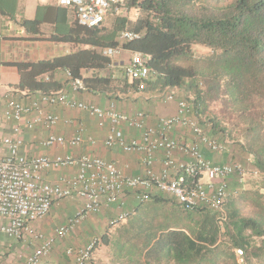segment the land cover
Here are the masks:
<instances>
[{"label":"trees","instance_id":"trees-1","mask_svg":"<svg viewBox=\"0 0 264 264\" xmlns=\"http://www.w3.org/2000/svg\"><path fill=\"white\" fill-rule=\"evenodd\" d=\"M16 3L0 0V14L14 19ZM57 6L64 12L53 19L38 6L33 19L17 23L28 40L74 48L51 59L9 63L19 74L16 91L31 95L66 90L69 72L83 81L85 91L110 99L135 94L136 84L125 76L99 71L112 63L104 49L140 52L149 56L153 75L141 93L187 101L203 132L224 144L231 162L245 170L242 183L233 178L234 189L223 203L222 229L214 209L205 205L187 211L169 196L175 221L161 230L151 219L145 221L144 238L138 233L119 238L110 264H264V0H129L131 26L126 18L109 16L95 28L79 25L71 10ZM43 24L52 29L44 32ZM126 28L137 37L120 43L118 35ZM193 46L210 52L195 58ZM83 70L93 73L84 77ZM162 195L150 193L149 201L160 208L166 201ZM99 239L110 244L108 235ZM236 250L242 252L240 261ZM38 264L75 262L65 250H53ZM91 264H97L94 256Z\"/></svg>","mask_w":264,"mask_h":264},{"label":"built area","instance_id":"built-area-1","mask_svg":"<svg viewBox=\"0 0 264 264\" xmlns=\"http://www.w3.org/2000/svg\"><path fill=\"white\" fill-rule=\"evenodd\" d=\"M54 1L71 10L78 24L84 27H99L109 16L127 19L131 13L129 0ZM136 37L124 29L119 33L118 41L128 42ZM102 54L113 57L120 54V49L107 48L102 50ZM148 61V55L132 52L131 57L121 64L124 76L136 84L137 93H141L153 77ZM66 75L68 89L39 94L28 103L10 98L3 113V119L12 121L13 126L11 135L0 139V236L33 245L23 264H38L57 243L67 240L87 216L96 215L112 205L123 206L128 192L134 194L138 203L148 201L150 193H161L173 197L187 211L209 206L220 214L218 222L223 228L226 220L223 203L234 189L229 180L236 176L238 183H242L245 170L238 162H213L205 156L204 151L222 155L227 148L203 132L187 101H175L174 114L157 117L151 126L143 111H120L114 101L101 107L77 100L73 95L85 91L84 83L69 72ZM171 101L174 97L168 95L165 102ZM56 107L82 112L93 120L96 127L105 133L102 140L104 148L138 156L140 174H124L113 162L98 156L67 153L50 158L45 154L27 156L21 153L23 127L27 130L56 127L59 117L47 110ZM23 117H28L24 125L21 124ZM67 124L74 130L70 137L48 134L40 146L45 149H75L83 145V126L73 120ZM176 130L188 131L191 139L171 137L170 134ZM86 142L91 147L97 145L92 137ZM157 163L160 167L155 170ZM66 168L75 172L69 177H60L55 184H50L43 177L45 172ZM64 200H78L81 207L63 225L53 228L48 234L32 225L46 218L53 204ZM96 243L94 240L83 247L68 246L64 250L75 264H91ZM241 256L242 252L236 250V257L240 259Z\"/></svg>","mask_w":264,"mask_h":264},{"label":"crops","instance_id":"crops-1","mask_svg":"<svg viewBox=\"0 0 264 264\" xmlns=\"http://www.w3.org/2000/svg\"><path fill=\"white\" fill-rule=\"evenodd\" d=\"M42 6L46 9L47 14L51 19L54 18L55 15L59 12H64L63 9L59 8L52 0H17L16 3V12L14 19H11L9 16L0 14V139L5 136H9L12 133L11 127L13 126L12 121H5L3 119V113L6 108V103L10 98L19 100L23 103H28L32 99L37 98L39 93L25 95L23 92H18L15 90V85L19 82V74L17 69L11 66L9 63L17 62V61H36L40 59H51L56 56L64 55L73 50L74 46L70 43L63 42H53L49 40H28L26 39L28 36L24 32L23 28L17 23L20 18L25 19H33L36 15L37 7ZM68 15V14H67ZM58 16V15H57ZM41 29L44 32H48L52 29V25L43 24ZM130 51L124 50L120 48V55H124L129 53ZM132 53V52H131ZM116 56V55H115ZM113 65L110 68H117L120 61H117V58L113 60ZM105 70V69H103ZM99 71L102 74V71ZM60 75H63L64 72L59 71ZM92 70H83L82 75L90 76L92 75ZM110 76V75H109ZM112 77H116L115 75ZM70 94V92H69ZM142 95V93H126L123 95L117 94V98H107L100 93L84 91L79 92L73 95L77 100L87 101L93 103L95 105L104 107L109 101H114L117 108L120 111L126 112L131 109H138V107H142L145 110V104L139 102L132 103V99L137 98L136 96ZM139 97V96H138ZM129 100V102L122 103L121 99ZM144 98V97H143ZM118 103V104H117ZM174 105H170L168 109H171V112H175L176 103L172 102ZM132 104L136 105L133 108ZM50 112L56 114L59 117V123L56 127L47 130L40 127H35L31 130H27L23 127L21 131V136L23 140V146L21 147V153L27 156L37 155V154H45L46 156L53 158L57 155L63 154H72L74 156L78 155H91L98 156L103 158L106 161L113 162L118 169H120L124 174L127 175H138L141 172V165L139 163L138 156L132 154H124L122 151L118 149H106L102 146V140L105 136L104 131L99 130L95 122L88 118L84 113L78 111H71L64 109L62 107L56 108H47ZM135 112V111H134ZM145 113V111H143ZM147 123L148 125H154L156 121V116L152 114H147ZM28 117H23L21 120V124L24 125L25 121ZM73 120L75 123H80L83 126V136L85 142L80 147L75 149L70 148H52L45 149L40 146V142L48 135H63L65 137H70L74 130L71 126L67 124V121ZM171 137L175 139H181V135H178L177 132H172L170 134ZM94 138L97 141V145L91 147L86 140L88 138ZM187 140V139H186ZM160 167V163L155 165V170H158ZM75 172L72 168L61 169L57 171H48L43 173V177L50 184H55L60 177H69ZM128 198H132V192H128ZM135 199V198H134ZM72 201V203H71ZM69 203H65V206L57 207V211L55 216L48 215L44 218V221L39 225L42 229L51 231L54 227L53 220L58 216V212L63 210V207L66 209H71L74 206L78 205L81 207V202L78 200H68ZM77 205V206H76ZM59 206V205H58ZM72 206V207H71ZM107 209V208H106ZM52 221V222H51ZM35 226V223L32 224ZM51 226V228L49 227ZM49 227V228H48ZM78 227V226H77ZM77 229V228H76ZM82 229V228H81ZM79 231V230H78ZM72 234V232H71ZM70 234V235H71ZM12 240V239H10ZM13 243H18V246H21L26 242L12 240ZM85 246V245H84ZM18 247V248H21ZM16 249V248H15ZM11 251L8 259H4L3 264L10 263L11 260L14 259L15 255L11 249H4ZM54 250H56L54 248ZM57 251V250H56ZM94 256V255H93ZM25 257L20 261L19 264H23ZM6 261V262H5Z\"/></svg>","mask_w":264,"mask_h":264},{"label":"rangeland","instance_id":"rangeland-1","mask_svg":"<svg viewBox=\"0 0 264 264\" xmlns=\"http://www.w3.org/2000/svg\"><path fill=\"white\" fill-rule=\"evenodd\" d=\"M134 21V14L131 12L129 16L127 17V26H131ZM127 29V28H126ZM128 30V29H127ZM122 43V42H120ZM210 52L209 49L200 47V46H193L192 47V53L195 58L204 56ZM131 52L124 54V55H116L111 57V60L113 62L114 59L117 58V61H120V64H118L117 68H108L102 71V75L109 76V75H115L116 78L124 77L123 70L121 68L122 62H126L131 57ZM139 96V97H138ZM136 96L137 98L132 99V103L139 102L145 104V110L142 107H138V109H131L127 110L126 112H134V111H145L147 114H152L156 117L161 116H169L174 114L173 111L171 112V109H168L170 105H174L171 102H165V98L167 96L164 95H157L156 93L151 94H142ZM144 97V98H143ZM122 103L119 104L123 105L124 103L127 104L129 100L121 99ZM176 103V102H175ZM118 104V103H117ZM133 108L136 107V105L132 104ZM195 120L198 122V120L195 118ZM178 135H181V138L183 139H191V135L186 130H176ZM208 137H211L208 133H206ZM205 156H208L209 159L213 162H231L229 157V149H227V154L224 153L222 155L217 154H211L207 151H204ZM245 177V176H244ZM243 177V180H244ZM229 185L231 187L235 186V180L232 178L229 180ZM128 195L130 193H126V196L124 197V204L123 206H117L112 205L107 209H104L100 211L96 215H89L87 218L76 227L72 234L68 236L67 240L61 241L57 243L55 246V249L58 252H63L64 249L68 246L73 247H83L84 245H87L91 241H94L95 239H99V237L102 236H110V244L104 245L103 242H100V239L97 240V247L94 251V261L97 264H110L111 261L115 259L116 251H117V241L120 238V240L124 239L126 237V234L128 233H138L142 234V237H145V221L148 223V221H151L152 219V226H158L157 229H164L166 228L169 223H173L175 219L177 218V214L175 210H172L170 205L172 204V199H170L167 195H162V199L165 201L164 205L160 208L157 207L156 204L151 203L149 200L144 203H138L134 199V194L132 193L133 197L128 198ZM169 199V200H168ZM70 201V200H69ZM68 202V200L61 201L59 203L53 204L49 214L52 216H55V213L57 211V207L65 206ZM72 203V201H71ZM59 205V206H58ZM75 205L69 210L65 209L63 207L62 211H59L58 216L54 218L53 220L54 225L52 227H58L63 225L72 215L76 213L77 210L80 209V206L76 205L77 207L74 208ZM128 209H130L128 211ZM134 210V211H131ZM126 214V217H123V215ZM127 215H130L129 217ZM120 223L117 226L113 225L115 223H118L119 220ZM44 221H38L35 223V228L43 232L44 234H48L50 231L42 229L40 225ZM52 222V221H51ZM51 228V226H49ZM48 227V228H49ZM82 228V229H81ZM79 230V231H78ZM18 243H13L12 240L0 236V260L2 264L4 263V259H8V256L11 251H6L4 249H11L14 252V259L10 261L8 264H19L20 261L26 257L33 249V245L29 243H24L21 246V248L17 247ZM16 248V249H15ZM5 261V262H6ZM240 261V259H239Z\"/></svg>","mask_w":264,"mask_h":264}]
</instances>
